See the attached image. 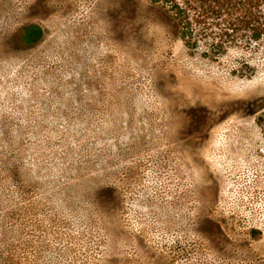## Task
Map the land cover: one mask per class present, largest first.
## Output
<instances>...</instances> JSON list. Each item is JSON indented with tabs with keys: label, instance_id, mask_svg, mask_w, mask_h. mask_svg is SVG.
<instances>
[{
	"label": "rangeland",
	"instance_id": "rangeland-1",
	"mask_svg": "<svg viewBox=\"0 0 264 264\" xmlns=\"http://www.w3.org/2000/svg\"><path fill=\"white\" fill-rule=\"evenodd\" d=\"M164 13L0 0V264H264V59Z\"/></svg>",
	"mask_w": 264,
	"mask_h": 264
},
{
	"label": "trees",
	"instance_id": "trees-1",
	"mask_svg": "<svg viewBox=\"0 0 264 264\" xmlns=\"http://www.w3.org/2000/svg\"><path fill=\"white\" fill-rule=\"evenodd\" d=\"M177 24L180 38L191 50L205 49L204 55L218 59L231 49H240L254 59H264V0H150ZM31 33L15 34L14 44L22 47ZM248 61V62H247ZM243 61L253 71V64ZM261 101V100H260ZM257 104L258 123L264 128V100Z\"/></svg>",
	"mask_w": 264,
	"mask_h": 264
}]
</instances>
